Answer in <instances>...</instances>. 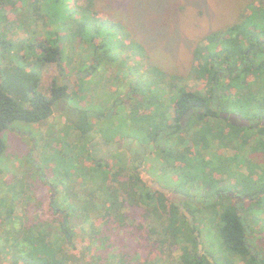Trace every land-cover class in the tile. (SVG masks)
Listing matches in <instances>:
<instances>
[{"label": "rangeland", "instance_id": "rangeland-1", "mask_svg": "<svg viewBox=\"0 0 264 264\" xmlns=\"http://www.w3.org/2000/svg\"><path fill=\"white\" fill-rule=\"evenodd\" d=\"M111 2L114 8L124 15L130 28L136 34L134 37L144 50L145 55L129 53V65L138 66L142 71L137 79L147 81L154 78L151 71L149 72L150 64L159 67L172 79L168 78L166 81L172 84V87L176 89L175 92H168L169 89L167 90L165 85H160L158 89H155L156 93L162 96L158 102L163 105L160 109L168 107L166 124L172 122L169 121L173 118L171 98L177 96L178 89L185 87L187 91L202 94L207 91L203 74L197 79L191 72L195 50L203 38L212 31H218L238 23L242 14L252 15L251 18L255 22L264 19L262 15L252 14L248 10L251 3L258 5L261 2L264 3V0H111ZM22 8L21 5H17L15 9L7 10L8 17L0 21V63L6 68L21 67L24 72L34 71L39 74L38 92L46 96H51L52 86L61 82L67 83L72 93L82 89L80 92L82 97H78L80 101L78 105L82 108L93 107L92 110L101 112V118L93 120L95 137L87 142L81 139L79 133L72 128L67 117L59 112L54 113L44 123L34 125L19 123L16 125L17 129L3 134L6 152L4 159L0 162V264H13V256L27 252H30L38 260H42L41 257L48 252L49 257L52 255V258L61 264H98L103 261H106L105 264H110L111 260L114 264H119L120 261L113 260L114 258L109 256L111 249L108 245L110 243L113 245V242L105 241L107 242L105 245L103 242V249L94 248V243L91 241L93 224L97 229L100 228L99 224L103 226L105 224L106 229H103L101 236H118L120 241L115 239L116 244L122 241L125 243L123 246H129L130 243L126 242L128 239L122 238V236H129L131 241L134 240L131 243L133 249L145 250L146 246L153 244L151 240L155 237L150 238L146 232L148 221L143 206H141L138 215L132 217L133 213L128 201L122 202L119 199L115 202L110 201L108 204L105 202H109V194L105 193L103 189L104 174L108 176L106 182L109 185L114 184L112 181L115 173L119 170L118 166L131 170L133 164L130 156L122 150L113 151L105 156L100 151L97 152L93 144L97 138L104 137L108 143H120L130 137L133 138L131 141L134 140V144L140 141L142 145H145L144 142L150 136L149 126H151L148 122L147 126L145 120L149 116H153L155 111L143 110L146 108V104L140 107L139 102H141L142 96L139 92L140 96H137L134 85H130L133 83L132 81L123 79L125 70H121V66L118 64L112 62L113 64L102 65L94 77L89 79L83 80L80 75H76L74 69L79 68L83 59H86L88 47L86 45L82 47L83 52H81L82 49L77 47L75 42L70 44V47L75 46L72 48L77 47L74 50L76 57L71 62L73 70L64 79L57 63H43L38 60L33 55L35 47L28 51L27 41L31 32L38 31L43 34L44 31H41L45 30L44 25L41 24L42 22L33 24L29 21L33 16V8L26 7L27 9L23 8L24 11L21 12ZM42 12L41 9L40 13ZM35 37L36 35L33 34L30 39ZM134 48V51L137 52V48ZM83 54L85 55L83 56ZM82 68L81 76H86L87 74L83 73ZM178 78L179 81L174 80ZM129 98L131 101L125 104L128 107L118 101ZM23 106L28 107L29 105L23 104ZM137 109L142 110L138 116L134 112ZM221 111V113H236L231 109ZM111 113L114 114L113 118ZM127 117L128 120H126ZM190 122L184 123L183 129L187 132L186 134L170 135L163 144L167 150L159 151L163 145L156 148L157 151L151 152L142 161L139 169L148 172L151 181L168 189L171 193V201L172 195L176 191L183 194L190 193L194 197L205 195V193L202 194L203 190L199 189L200 186L195 184L192 178L189 179V172L194 171L197 174L198 167L192 169L193 163L185 162L187 158L195 157L197 153L202 154L207 161L215 153H218L223 159L227 157L234 162L240 161L241 165L237 171L242 174L243 181L239 182L240 188L229 191L230 193L237 194L244 184L249 186L254 182L256 175L248 174L251 172V168L244 159L245 157L250 158L251 163L255 165L264 164V156L259 152L249 153L247 148H239L236 144L228 146L223 143L224 145L220 146L215 141L208 142L210 151L209 149L202 151L201 148L196 149L194 146L189 149L191 143L197 141L198 138L205 137L204 132L211 126L222 131L224 128H229L228 122L223 120H217L216 124L213 120L209 124L207 121L194 124H190ZM246 136L247 134L244 133L240 141L243 142ZM178 142H180L179 146ZM175 144H177V152L186 156L184 159V156H181V159L177 160V166L181 167L178 173L170 172L172 169L160 161L164 158L170 160L166 156L167 151ZM254 145L252 143V146ZM91 155L94 156L92 159ZM106 158L107 164L112 168L107 169L104 166L103 171H96L94 162L105 165ZM190 164L191 167H189ZM226 176L229 175L225 174L223 177L226 178ZM124 178L128 179L127 176ZM133 180L137 181L134 189L137 196L143 187L139 184L137 176ZM227 180L232 185L237 183L234 178ZM148 182H146L147 185ZM65 184L66 188H64ZM88 192H95V199L90 198V194L87 196ZM234 201H236L235 198L231 200L233 205H235ZM87 202L89 203L87 204ZM226 202L228 204L230 201L219 200V206L216 209L219 211L218 213L224 211V208L221 209V207H224ZM106 204V207L110 208V214H113L107 219V223L104 219L110 214L105 213L106 208L103 210V206ZM177 204L181 210L187 206L183 202ZM64 205H74L85 215L73 217L70 224L66 226L63 208L68 206ZM245 206L248 210L246 213L247 223L251 231L259 235L251 238L252 245L261 253L263 252L264 256V194L260 202H250ZM195 207L193 208L194 214L197 213ZM10 208L13 210L11 217L9 216ZM198 215L199 218L202 215L211 218L210 215H212V218L216 216V221L220 220L217 216L219 214L215 215L205 210L197 213ZM195 222L197 223V220ZM139 224H142V229L138 228ZM199 226H203V222H199ZM211 226L216 230L214 224ZM38 228H41L40 231L46 232L48 236L39 238ZM206 234L207 229L202 236L206 251H217L220 236H216V232H212L210 236H206ZM41 243L48 245L51 251L44 252L43 246H40ZM156 248L158 251L162 249L160 264L179 262L181 254L179 250L175 251L174 248H168L167 245L162 247L157 245ZM100 253L103 255L101 256ZM200 254L204 255L205 252H200ZM236 264L244 263L238 259Z\"/></svg>", "mask_w": 264, "mask_h": 264}, {"label": "trees", "instance_id": "trees-1", "mask_svg": "<svg viewBox=\"0 0 264 264\" xmlns=\"http://www.w3.org/2000/svg\"><path fill=\"white\" fill-rule=\"evenodd\" d=\"M17 5H21L24 9H27L26 7L33 8V16L29 21L33 24L42 22L45 29L41 31H44L43 34L38 31L29 34L28 51L35 47L33 55L38 60L43 63H57L63 79L73 70L71 62L76 57L74 50L77 47L82 49L85 45L88 46L86 59H83L80 67H84L82 71L87 75L81 76L80 67L74 69L76 75H80L81 79L94 77L102 65L107 63L118 64L121 66V70H125L123 79L132 81L133 83L130 85H134L135 93L139 92L142 96L140 98L142 100L139 102L140 107L146 104V108L143 110L155 111L153 116H149L145 120L146 124L148 122L151 125L149 126L150 136L144 142L146 152L157 151L151 144L152 141L162 140L164 144V140L170 135L186 134L182 118L187 116L186 118L191 121L190 124L205 121L209 124L212 120L216 124L217 120H223L230 125L229 128L227 127L228 129L224 128L222 131H218L215 126H211L213 125L211 123V128L204 132L205 137L198 138L197 141L191 143L189 149L194 146L196 149L201 148L202 151H208V142L215 141L220 146L236 144L239 148H247L249 153L259 152L264 156V125L261 123V120H264V19L255 22L251 18L252 15L242 14L238 23L218 31H212L203 38L195 50L191 72L197 79L203 74L207 91L202 94L187 91L185 87L178 89L177 96L171 98L173 118L169 121L172 122L166 124L168 107L160 109L163 105L158 102L162 96L156 93L155 89H158L160 85H165V88L169 89L168 92H175L176 89L172 87V84L166 81L168 78L172 79L159 67L151 64L148 66L149 72L151 71L154 78L147 81L137 79L142 71L138 66L129 65V53L143 55L144 50L134 37L136 34L130 28V24L124 15L114 8L111 0H0V21L8 17L7 10L15 9ZM23 8L21 12L24 11ZM41 9L42 13H40ZM248 10L252 14L262 15L264 18V3L261 2L258 5L251 3ZM33 34L36 37L30 39ZM74 42L78 46L70 47V44ZM134 47L137 48V52L134 51ZM80 51L83 52V49ZM87 65L89 67H86ZM21 69V67L6 68L0 63V162L4 159L6 152L4 133L17 129L16 125L19 123L27 125L44 123L56 112L67 117L72 128L85 142L95 137L93 120L101 118V112L92 110L91 106L82 108L78 105L80 103L78 97H82L80 95L82 89L72 93L69 85L61 82L52 86L51 96H46L38 92L39 74L34 71L24 72ZM174 80L179 81L180 79ZM139 94L137 96H140ZM118 101L126 106L125 104H128L131 98ZM22 103L29 106L24 107ZM227 109L234 110L245 119L255 121V124L249 126L233 124L220 116L221 110ZM141 111L140 109L135 110V115L138 116ZM112 115L113 118L114 114ZM244 133L247 136L241 142ZM252 143L255 145L252 146ZM179 144L180 142H178V146ZM166 150L165 145L159 149V151ZM138 155L136 154L132 158V172L127 168L115 166L119 170L115 173L116 177H113L114 184L109 185L106 182L108 176L102 173L105 175L103 189L105 193L109 194V202L105 201L107 204L110 201H119V199L122 202L128 201L133 213L132 217L138 215L141 206L146 210V220L148 221L146 232L150 238L155 237V239L151 240L154 246H146L148 253L140 255V259L146 264H158L163 253L162 249L158 251L156 247L157 245L159 247L167 245L168 248H174L175 251L179 250L181 253L179 262L176 264H236L238 259L244 264H264L263 252L261 253L255 246L253 247L251 242V238L259 235L251 231L247 223L246 213L248 210L245 206L250 202H260L264 194L263 163L252 164L250 158L245 157V163L251 168V172L248 174L256 175V179L249 186L244 184V187L239 190L238 194L245 197L246 200L240 207H237L231 203L233 200L231 197L220 196L219 199L214 197L213 200L211 197L216 193L235 191L238 187L240 188L239 182L243 181L242 174L237 171L241 165L240 161L234 162L227 157L223 159L218 153H215L208 161L199 153L192 158L188 156L189 158L185 162L193 163L192 169L198 167L197 174L194 171L189 172V179L192 178L195 184L200 186L199 189L203 190L202 194L205 193L204 196L195 198L198 203L185 202L187 206L184 210L191 215V220H194L192 224L178 204L172 202L166 194L153 190L141 179L139 169L145 152ZM166 156L170 160L160 159L161 163L171 168L170 172L178 173L181 167L177 166V160L181 159V156H184L183 159L186 156L177 152V144L170 147ZM93 157L90 156L91 159ZM195 163L197 164L195 165ZM104 166L107 169L112 168L106 160L105 165L94 162L96 171H103ZM71 170L73 171L74 168L72 167ZM122 173L128 179H125ZM225 174L229 176L224 178ZM135 176L143 187L137 196L136 190L134 191L137 185H135L137 181L133 180ZM228 178H234L237 183L230 184ZM64 188H66V184ZM137 192L139 191L137 190ZM88 195L92 199L96 197L95 192H88ZM186 195L194 197L190 193ZM221 199L230 202L228 204L226 202V205L221 207V209L224 208V211L218 213L219 211L216 209H218ZM107 204L103 206V210L106 208L105 213L109 215L110 208L106 207ZM64 206H68L63 208L66 226L70 224L73 217L85 215L74 205ZM190 206L193 208L196 206L197 213L205 210L208 213L219 214L217 216L220 220L216 221V216L212 218V215L210 216L213 222L215 221L214 223L211 218H206L204 215L199 218V215L194 214V209ZM11 208L9 209L10 217L13 213V208ZM99 222L101 223V220ZM199 222H203V226L200 227ZM211 224L216 226V230ZM99 225V229L96 225H92V236L103 233L106 225ZM138 228L142 229V224H139ZM206 229V236H210L212 232H216V236H220L217 251H206L204 242H202L204 239L202 236ZM40 230L41 228L37 229L38 237L46 238L45 236L48 234ZM200 245L203 246L204 255L199 252ZM40 246H43L44 252L51 251L48 245L41 243ZM12 259H14L13 264H61L55 261L52 255L49 257L48 252L44 253V256L41 257L42 260L35 259L30 252L15 255Z\"/></svg>", "mask_w": 264, "mask_h": 264}, {"label": "flooded vegetation", "instance_id": "flooded-vegetation-1", "mask_svg": "<svg viewBox=\"0 0 264 264\" xmlns=\"http://www.w3.org/2000/svg\"><path fill=\"white\" fill-rule=\"evenodd\" d=\"M186 117L187 116H184L182 118V124L183 125H184V123L186 121H189L188 118H186ZM131 139H133V138H130L129 137V139L122 140V142H120V143L119 142H114V143L113 142H110V143H108L104 137L102 139L97 138L95 140L93 146L95 145V149H97V152L100 151L105 156L109 155L113 151H116L117 149L122 150V151H127L128 152L127 154L130 156L129 158H130L131 162H132V158H134V155H136V154H139L140 155V154H143L145 152V156L142 155L143 156V159L141 158L142 161H143L147 157V155L151 154V152H149V151L146 152L145 151L146 150V147L144 145H142L139 140H138L139 142L137 144H134V140L131 141ZM151 144L154 145L155 148H158L159 146L163 145V142H162V140H160V141H152ZM105 160H107V158ZM139 172H140V177H141V179L144 182L149 181L148 182L149 187H151L155 191L158 190V191L166 194L168 196V198H171L170 191L168 189H166V188H162L157 183L151 181L148 172H144V171H140V170H139ZM176 193H180V192L176 191ZM180 194L189 197L186 194H183V193H180ZM237 194L230 193L228 191L227 192H220V193H216L215 196H212L211 197V200H213L214 197L216 199H219L220 196H228V197H232L233 196L232 198H235L236 199V201H234L235 202V205L234 206L240 207L241 204H242V202L245 200V197L240 196L239 194L237 195ZM195 198H197V197L196 196L195 197H189V199H187V200H184L183 199L181 201H180V199L179 200H174V198H172V202H175V204H177L178 202H183V203H185V202L186 203H188V202H195V203H198V201L195 200Z\"/></svg>", "mask_w": 264, "mask_h": 264}, {"label": "crops", "instance_id": "crops-1", "mask_svg": "<svg viewBox=\"0 0 264 264\" xmlns=\"http://www.w3.org/2000/svg\"><path fill=\"white\" fill-rule=\"evenodd\" d=\"M112 215L113 214H110L109 216H107L106 221H105L106 223H107V219H109ZM104 226H105V224H104ZM105 228H106V226H105ZM101 234H99V236H92L93 238L90 236L92 238L91 241L94 243V248L103 249V246L107 243L105 241H111V242H113V245H112V243L108 242V243H110L108 245V247L111 249L109 256L114 258L113 260L117 259V261H120L119 264H121V263L122 264H146L145 261L140 259V255L141 256H142V254L146 255L148 253V250L147 249L144 250L143 248L142 249L144 251L141 249H138V248L133 249L131 243H133L134 240L131 241V239H129L130 238L129 236H122V238L128 239V241H126L127 244H128V242L130 243L129 246H123L125 243H122V241L119 244H116V242L114 241L115 239H118V241H120V238H118V236H101ZM138 239H140V238H138ZM103 242H105L104 245H102ZM140 250H141V252H140ZM102 255L103 254H101V256ZM105 262L103 261V262H100L98 264H105ZM110 262H111L110 264H114L112 262V260ZM160 262H158V264H160ZM21 264H24V263H21Z\"/></svg>", "mask_w": 264, "mask_h": 264}, {"label": "water", "instance_id": "water-1", "mask_svg": "<svg viewBox=\"0 0 264 264\" xmlns=\"http://www.w3.org/2000/svg\"><path fill=\"white\" fill-rule=\"evenodd\" d=\"M220 116L228 119L230 122H232L233 124L237 125V126H249L252 124H255V121L253 120H248L243 118L241 115L237 114V113H220ZM260 121V120H258ZM262 125H264V120H261ZM171 196V195H170ZM172 198H174V200H187L189 199V197L185 196V195H181L180 193H176L172 195ZM185 215L190 219L191 223L193 224L194 222L191 220V215L185 211ZM199 252H203V246L200 245L199 247Z\"/></svg>", "mask_w": 264, "mask_h": 264}]
</instances>
